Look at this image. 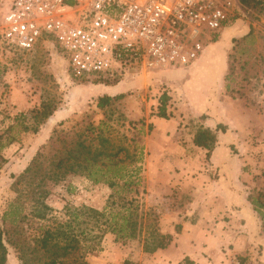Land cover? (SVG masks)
Masks as SVG:
<instances>
[{"label": "rangeland", "instance_id": "374dc122", "mask_svg": "<svg viewBox=\"0 0 264 264\" xmlns=\"http://www.w3.org/2000/svg\"><path fill=\"white\" fill-rule=\"evenodd\" d=\"M6 2L0 0V17ZM254 2L244 7L239 0L231 22L201 39L208 62L200 79L211 80L205 90L216 93L210 113L201 115L184 102V93L194 92L187 84L195 73L168 87L178 95L169 111L167 100L164 119L156 114L163 91L154 84L157 69L97 78L75 71L54 47L19 54L0 43V224L8 227L10 217L4 215L16 205L21 231L33 243L45 227L67 220L66 206L105 209L110 216L137 205L143 226L136 238L115 241L106 233L100 250H78L75 262L67 263L260 264L259 242L239 254L246 243L224 236L227 229L233 236L258 232L262 223L251 204L264 190V0ZM105 96L111 100L99 107ZM172 117L178 119L174 138L181 147L164 139L158 126V119L168 124ZM219 122L227 128L217 131L215 154L189 140L201 125L213 129ZM141 145L142 161L136 162ZM167 152L184 157L173 161ZM32 161L34 169L16 183ZM115 163L129 171L141 163V183L111 188L106 179L114 176ZM106 166L111 171L104 174ZM243 206L255 224L248 229L245 218L233 214ZM155 222L171 241L146 252ZM8 251L7 264H21L12 246Z\"/></svg>", "mask_w": 264, "mask_h": 264}, {"label": "built area", "instance_id": "2783aa9c", "mask_svg": "<svg viewBox=\"0 0 264 264\" xmlns=\"http://www.w3.org/2000/svg\"><path fill=\"white\" fill-rule=\"evenodd\" d=\"M239 7V0H7L0 43L19 54L54 47L82 75L121 79L190 66L206 32H219Z\"/></svg>", "mask_w": 264, "mask_h": 264}, {"label": "trees", "instance_id": "16d2710c", "mask_svg": "<svg viewBox=\"0 0 264 264\" xmlns=\"http://www.w3.org/2000/svg\"><path fill=\"white\" fill-rule=\"evenodd\" d=\"M250 1H252L253 6L257 4L254 0H240V4L245 7ZM110 100L111 97L105 96L97 104L99 107H104ZM167 100L168 97L165 93L160 95V106L156 113L157 116L167 118ZM226 128V125L220 122L216 123L213 129L201 125L193 135V144L211 153L217 144V131L225 132ZM138 153L136 162H141L143 145L139 146ZM117 164L115 163V169L112 171L114 176L106 179L111 188L115 186H137L141 183V163L130 171L126 170L127 166H118ZM34 166H36V162L32 161L25 172L18 177L16 183H21V180L27 177V173L34 169ZM110 171L111 168L106 166L104 174ZM261 177L264 187V171ZM251 204L254 210L260 214L261 227L264 230V190H260L255 198L251 197ZM136 206L129 205L125 207L122 213L109 211L110 216H106L105 209L98 211L88 208L81 212L77 208L66 206L64 210L65 215L68 217L67 220L59 222L54 227H45L33 239V243H30L19 226V208L14 204H10L9 210L4 215V219L7 216L10 217L8 220L9 225L4 227L0 224V264H7L8 246H12L17 251L21 264H69L67 263L69 261L75 262L73 254L78 250H83L87 254L100 250L101 239L106 233H112L115 241L134 239L140 234L143 226V223L138 220L139 215ZM84 214L87 216V220L81 221ZM117 215L119 216L118 218ZM153 220H156V217ZM82 222L85 226L81 225ZM145 226H147V223ZM150 227V239L145 241L144 251L153 252L157 249L165 248L170 243L171 236L158 233L156 222ZM179 228L180 225L177 224L176 230L178 231ZM123 264H130V261L125 260Z\"/></svg>", "mask_w": 264, "mask_h": 264}, {"label": "crops", "instance_id": "0c3cea01", "mask_svg": "<svg viewBox=\"0 0 264 264\" xmlns=\"http://www.w3.org/2000/svg\"><path fill=\"white\" fill-rule=\"evenodd\" d=\"M206 49L205 51L201 54V56L194 61L189 67V70H186V67H179V68H168V69H161L158 70L157 73H155V77H157V80L155 81V85L159 86V84H162V92L159 93L158 95V101L160 104V95L165 93L166 96L168 97V102L170 104V108L168 109V111L170 109H174L175 106H171L174 103V100L177 98L178 93H171L168 89L172 88L173 86H175L173 83L175 81L178 80H183L186 79V76L189 75L190 73H195V77L194 75L190 78V82L187 84L188 86L191 87H195L194 92L193 93H184L185 96H187V101L185 100V104L188 106H192L193 109L191 110V112L197 110L198 112L196 114L201 115L203 112H209L210 113V109L213 105V100L216 97V93H208L207 90H205V88L210 87V83L211 80L208 83L207 81H204V79H200V73L201 70L203 68H205V65L207 64V57H206ZM199 74V75H198ZM154 77V78H155ZM194 77V78H193ZM198 78V79H196ZM189 80V79H187ZM185 80V83L186 81ZM162 82V83H159ZM164 82V83H163ZM183 82V81H182ZM188 82V81H187ZM200 82V83H199ZM208 83V85H203ZM121 86V85H120ZM200 87V88H199ZM184 88H186L184 86ZM192 112V113H193ZM175 114V113H174ZM165 119V118H164ZM162 119L163 121H166ZM162 120L158 119V126L160 124H162L163 128L160 129L161 135H164V139H166L167 141H170V144L173 145H177V146H182L181 143H178L176 141V139L174 138V134L177 133L178 127L177 125L178 123V119H176L175 117L170 118L169 121L170 123L168 124H164L162 122ZM205 127H208V125H205ZM159 127L156 128V130H158ZM159 131V130H158ZM164 133V134H162ZM173 135V137L171 136ZM170 136V138H169ZM172 137V138H171ZM217 139H219V135H217ZM190 141H192V139H189ZM218 142V140H217ZM219 143V142H218ZM218 149V146L215 147V149L213 150L214 154L216 152V150ZM169 154L173 155L172 156V160L176 161L180 159V154L182 157L183 156V152L179 153V154H175V153H168L167 155L169 156ZM168 159H171L168 158ZM248 207H244L241 209H237L235 211H233V214L235 217L241 216L242 218H245V225H244V229H248V227H253L255 226L254 222L251 219V213ZM234 224V223H233ZM224 236H227L228 238L232 237V242H237V244L239 245L241 241H244L245 247L242 251H240L239 249L236 250V253H241V254H247V250L252 247L250 243H256L259 242L260 243V264H264V230L262 229L261 225H260V229H258V232L255 231L251 234V233H242V234H236L235 236H233L235 233L231 234L230 233V229H227L224 233ZM250 245V246H249ZM250 254V253H249ZM198 264H203V262H200Z\"/></svg>", "mask_w": 264, "mask_h": 264}]
</instances>
